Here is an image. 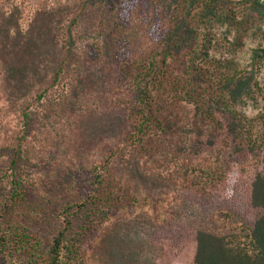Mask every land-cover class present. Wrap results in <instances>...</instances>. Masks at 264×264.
Wrapping results in <instances>:
<instances>
[{
  "label": "rangeland",
  "instance_id": "obj_1",
  "mask_svg": "<svg viewBox=\"0 0 264 264\" xmlns=\"http://www.w3.org/2000/svg\"><path fill=\"white\" fill-rule=\"evenodd\" d=\"M76 1L37 3L49 10L53 22L63 18L68 24L72 17L61 14L59 6L72 7ZM82 1L94 12L82 20L83 25H90L94 18L97 23H113L125 40L124 58H140L151 51L159 56L178 19L177 10L167 7L169 0H79L80 6ZM108 7L116 11L112 17ZM222 8L234 13L235 21L205 23L193 18L195 10L185 18L199 26L198 42L207 43L195 61L218 66L221 60H231L250 73L255 94L240 109L254 118L264 107L262 18L250 12L247 0H231ZM3 11L8 14L10 10L5 7ZM28 13L31 17L32 12ZM81 29L80 25L76 31L77 44L88 52L87 57H94L100 44L94 34L83 35ZM255 51L259 55L254 56ZM183 55L189 61L190 55ZM115 73L114 62L111 68L104 65V78L95 75L93 83L97 84H86L78 99L88 105L85 117L77 115L79 101L73 103L61 87L50 88L40 99L38 93L11 95L0 75V236L5 239L0 244V264L42 261L63 226L66 206H72L68 212L73 259L68 264H150L149 258L156 259L158 254L161 264H192L197 228L244 236L264 213V207L252 203L260 163L248 147L237 152L233 143L219 142L222 147L197 157L180 155L177 140L185 135L191 139L200 123L194 118V108L184 101L171 107L165 98H157L161 123L144 128L143 151L136 154L140 145L132 142L133 132H129L135 119L128 116L135 97L126 86L120 101ZM111 154L112 162L102 166ZM136 162L141 175L136 174ZM186 169L188 173L183 174ZM221 171L224 177L212 182ZM95 172H108L106 190L114 188L111 197L117 198L108 221L92 216L99 209Z\"/></svg>",
  "mask_w": 264,
  "mask_h": 264
},
{
  "label": "trees",
  "instance_id": "obj_2",
  "mask_svg": "<svg viewBox=\"0 0 264 264\" xmlns=\"http://www.w3.org/2000/svg\"><path fill=\"white\" fill-rule=\"evenodd\" d=\"M78 1L72 7L59 6L61 14L72 17L67 24L63 18L53 22L49 10L39 6L37 0H0V75L3 85L11 88V95L28 97L38 93L36 97L40 99L47 90L56 86L61 87L64 96H69L75 103L85 93L88 82L97 84L96 81L93 83L95 75L99 79L104 78V65L111 68L114 62L120 101L123 102L126 86L135 97L132 112L128 107V116H132L135 122L130 123L128 131L133 132L130 135L136 139H132V142L138 141L140 145L135 148L136 154L143 151L144 128L153 122L161 123L162 112L156 106L157 98H165L171 107L184 101L194 108V118L200 123L192 130L191 139L185 135L177 140L180 155L197 157L200 153L222 147L219 144L224 142L233 143L237 152L243 146L248 147L260 163L254 177L252 203L264 207V107L254 118L240 109L255 94L256 83L250 73L240 70L231 60H221L218 66L197 64L195 59L204 52L203 47L207 43L198 42L199 26L185 21L195 10L193 18L198 17L205 23H231L236 15L222 8L231 0H169L167 7L174 12L177 10L175 15L178 19L163 41L160 55L151 51L148 55L133 59L124 58L125 40L113 23H97L94 18L90 25L89 22L83 25L82 20L86 16L93 17L94 12L87 10L91 5L87 6L86 1H82L81 6ZM247 2L250 3V12L262 18L260 27L264 37V0ZM5 7L7 11L10 10L8 14L3 11ZM113 10L108 7V16H113ZM28 11L32 12L31 17ZM80 25L83 35L94 34L93 37L100 44L99 53L94 57H87L88 52L77 44L76 31ZM185 52L190 55L189 61L183 60ZM255 55H259L258 51H255ZM172 61L175 62L174 66ZM41 86L43 88H39ZM78 101L80 107L77 115L88 116V105L83 106V101ZM25 124H29L28 120ZM112 159L111 154L102 166H108ZM136 164V174L141 175V165ZM107 174L95 172L93 181L99 209L97 215L93 211L92 216L104 221L110 219L109 214L114 213L117 203V198L111 197L114 188L106 190L110 182ZM224 175L223 171L216 173L211 181H220ZM134 193L132 195L136 199ZM71 207H64L67 214L63 226L54 236L46 257L34 264H68L73 259V244L69 242L71 217L68 211ZM2 216L0 212V229ZM197 229V247L192 264H264V213L252 231L244 236L236 233L218 235L203 227ZM4 241L0 236V244L3 245ZM147 245L151 250V244L148 242ZM161 256L158 254L156 259L149 258V263L161 264Z\"/></svg>",
  "mask_w": 264,
  "mask_h": 264
}]
</instances>
